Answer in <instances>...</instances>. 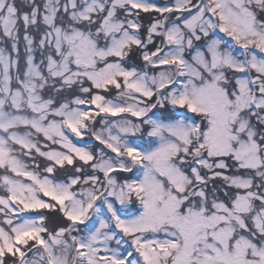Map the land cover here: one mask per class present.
<instances>
[{"label": "snow or ice", "instance_id": "1", "mask_svg": "<svg viewBox=\"0 0 264 264\" xmlns=\"http://www.w3.org/2000/svg\"><path fill=\"white\" fill-rule=\"evenodd\" d=\"M0 264H264V0H0Z\"/></svg>", "mask_w": 264, "mask_h": 264}]
</instances>
